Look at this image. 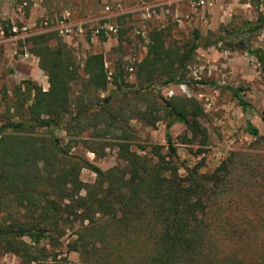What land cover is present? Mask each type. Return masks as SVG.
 Segmentation results:
<instances>
[{"label":"trees","instance_id":"trees-1","mask_svg":"<svg viewBox=\"0 0 264 264\" xmlns=\"http://www.w3.org/2000/svg\"><path fill=\"white\" fill-rule=\"evenodd\" d=\"M262 29L259 11L218 41L230 35L225 49L245 50L264 74V49L249 44ZM57 33L25 38L48 87L21 80L6 109L18 118H0V256L50 264L57 254L46 244L72 229L67 250L77 252L82 264H245L238 254L222 259L212 248L228 241L248 246L264 235V148L232 150L210 172L200 170V160L180 173L170 128L183 124L182 142L196 143L199 154L209 140L201 122L205 112L195 97L160 91L187 83V65L202 36L195 30L194 41L169 45L167 28H153L136 62V84H129L123 67L107 70L102 51L77 62ZM224 87L242 112L253 110L239 87ZM132 120L147 127L163 120L165 144L142 141ZM245 130L264 143L252 122ZM80 144L99 157L115 146L116 163L101 168L72 151ZM83 168L95 174L93 181L82 180ZM246 211L253 217L245 218Z\"/></svg>","mask_w":264,"mask_h":264},{"label":"rangeland","instance_id":"rangeland-1","mask_svg":"<svg viewBox=\"0 0 264 264\" xmlns=\"http://www.w3.org/2000/svg\"><path fill=\"white\" fill-rule=\"evenodd\" d=\"M106 5L110 9L106 10ZM259 11H264V0H210L204 5H197V0H0V26L6 27V20H12L17 24H29L32 30H38L44 18L54 20L68 12L72 22H85L83 32L73 29L69 37L57 31V35L72 49L76 61L82 64L86 55L102 51L107 70L113 71L116 66L123 67L129 84H136V62L145 55L149 32L153 28H167V44L178 46L194 41L193 32L196 30L203 40L187 65V83L163 86L160 91L165 96L180 94L195 97L204 108L201 122L209 135L204 151L197 154L199 147L196 143L182 142L181 136L185 132L183 124L174 123L170 133L177 145L178 162L182 164L180 173L185 172L183 166H193L200 160L204 162L200 170L210 172L232 150L256 153L262 152L260 149L264 148V143L256 142L255 137L245 130L246 121H250L264 135V121L261 117L264 110V74L260 72L254 57L245 50L225 49L224 42L231 39L230 35L218 41V36L224 35L225 31H232L243 20H255ZM106 20L115 25L114 32L106 34L101 29L98 34L91 33L92 28L104 24ZM211 42L214 44H208ZM249 44L264 49V29L255 34ZM28 46L29 42L25 38L10 44L13 52L11 57L14 59L10 62L5 55V47L0 44L2 120L9 114L14 119L18 118L16 111L10 109L11 113L7 114L6 109L15 102V87L21 80H32L43 89L48 87L47 77L39 69L37 58L29 53ZM24 52L28 56H23ZM224 86L239 87L243 98L252 104L253 110L242 112L231 91ZM73 87L75 92L77 86ZM131 124L142 141L165 144L163 120L157 122L155 127L144 126L135 120ZM72 151L88 157L103 169L116 163V149L113 145L100 151L103 154L100 157L82 144ZM80 174L85 182L95 178V174L87 168H83ZM243 216L251 218L253 213L246 211ZM74 237L73 230L66 229L57 240L52 241L54 244H46L51 254H57L55 260L50 261L48 258L50 264H82L77 252L67 250L68 243ZM263 239L264 235L260 234L256 241H249L248 246L228 241L212 250L222 259L224 256L238 254L243 257L245 264H264L260 258L264 250ZM254 258H257L256 261ZM45 261L38 264H46ZM228 263L225 261V264ZM0 264H19V259L7 253L0 256Z\"/></svg>","mask_w":264,"mask_h":264},{"label":"built area","instance_id":"built-area-1","mask_svg":"<svg viewBox=\"0 0 264 264\" xmlns=\"http://www.w3.org/2000/svg\"><path fill=\"white\" fill-rule=\"evenodd\" d=\"M209 1L210 0H197V5H204ZM105 9H110V6L106 5ZM69 18L70 14L68 12L62 15V18H56L54 20L50 18H44L41 21V27L38 30H32L29 24H17L16 22H13L11 20V24L7 32L2 26H0V44H2L5 49L10 48L9 50L11 51L10 44H13L16 40H20L21 38L24 39L40 32L58 31L60 34L69 37L71 32H73V29H76L80 33L84 31L83 25L85 22L75 23L72 22ZM101 29L105 30L106 34H109L116 30L115 25L108 23L106 20L104 21V24L92 28L91 33L98 34ZM12 53L13 52L11 51V54ZM14 53H16V51H14ZM23 54V56H28L27 52H24Z\"/></svg>","mask_w":264,"mask_h":264},{"label":"crops","instance_id":"crops-1","mask_svg":"<svg viewBox=\"0 0 264 264\" xmlns=\"http://www.w3.org/2000/svg\"><path fill=\"white\" fill-rule=\"evenodd\" d=\"M9 49L8 48L5 49V53H6L5 55L9 58V61L12 62V60L14 61V59L11 57L12 55Z\"/></svg>","mask_w":264,"mask_h":264}]
</instances>
